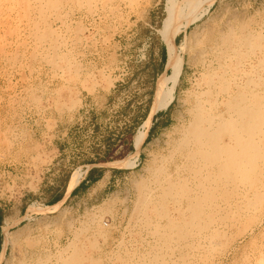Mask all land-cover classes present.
I'll list each match as a JSON object with an SVG mask.
<instances>
[{"label":"rangeland","instance_id":"obj_1","mask_svg":"<svg viewBox=\"0 0 264 264\" xmlns=\"http://www.w3.org/2000/svg\"><path fill=\"white\" fill-rule=\"evenodd\" d=\"M0 1V18H4L0 19V208L4 215L0 255L9 227L0 264H59L60 253L75 248L81 250L86 264L100 260V264H264V198L261 207L247 206L253 189L264 193V159L257 161L261 183L255 176L250 178L252 183L240 177L244 183L237 181L236 196L220 194L215 199L218 211L211 226L189 238L174 234L170 247L164 246L163 236L169 232L170 216L150 212L160 197L149 195L148 212L134 208L138 184L144 181L145 195L153 190L160 195L156 186L161 170L167 165L174 172L176 162L181 164L179 153L175 162L172 154L193 118L188 109L195 106V92L206 88L201 81L206 64L200 48L216 46L229 28L237 34L241 30L260 34L264 41V0H217L203 21L179 36L178 43L184 42L187 52L175 99L167 110L149 119L137 165L130 167L101 164L131 156L134 150L130 151L129 142L149 118L151 108L142 122L148 101L151 95L154 101L161 80L170 72L168 52L162 69L160 44L155 40L159 34L166 47L163 25L158 27L166 0H91L94 8L61 0L56 10L50 0ZM105 140L113 144L111 160L88 163L105 150ZM258 140L264 151V139ZM92 167L104 168L112 176L89 193L70 195L57 208H49L62 179L81 169L83 180ZM157 173L161 175L156 179ZM169 199V215L181 223L183 219L173 212L179 200ZM33 204L40 211L30 212Z\"/></svg>","mask_w":264,"mask_h":264},{"label":"bare ground","instance_id":"obj_2","mask_svg":"<svg viewBox=\"0 0 264 264\" xmlns=\"http://www.w3.org/2000/svg\"><path fill=\"white\" fill-rule=\"evenodd\" d=\"M51 1L53 2V4H51L53 8L59 5V4H56V2L61 3V0L59 2L58 0H50V3ZM77 1L80 2L81 4H83L82 2H84L85 5L91 6V8L92 7L94 8V6H92L93 2L91 0H87V2H85V0H77ZM95 1H98V0H95ZM129 1H133V0H129ZM216 1L217 0H166L165 2L166 16L163 19V23H162L163 25L162 33L164 37V42L167 47V52L169 55L168 65L170 68V72L166 76H164V78L161 80L157 88L149 118L138 129V131L136 132L134 136V141H133L134 152L131 154V156H128L120 160L111 161L106 164H114L118 166H128V167L137 165V162H138L137 159L140 156L141 150L146 140L147 127L150 122L149 119L155 114H157L158 112L162 110H167L172 105L175 99V93H176V90H177V87H178V84L180 82L181 75L183 72L184 55L187 52L186 44L184 42L177 43V38L182 33H185L189 29V27H191L195 23L199 22L200 20L203 21L204 20L203 18L208 14L209 11H211L210 9L215 5ZM63 2L64 1H62V3ZM21 5L23 4L21 3ZM0 8H2V6ZM7 8L9 7L7 6ZM55 10H56V7H55ZM3 19L4 18H2V20ZM229 29H231L230 33L222 35L221 39H219L220 43H218L216 46L214 44V46L202 47L199 50L206 64V70H205L206 74H204L205 75L204 79L201 80L203 81V83H205L206 88L204 87L205 89L202 90L201 92L198 90L199 91L198 94H196L195 92V95H197L195 106L194 108L192 107L193 109H188L189 111L191 110L193 118L190 121V124L187 125V127L185 128L184 136H182V138L178 140L179 142H178L176 151L174 150L175 152L173 151L174 153L172 154V158H173L172 161L175 162L177 161L175 157L176 153H179L182 159L181 164H178L176 162L175 164L176 168L174 172H171V169L169 171V169L167 168V165H165L166 168H164V171L161 170L160 168L161 166L159 167V169L156 168L158 172L160 170L162 172L161 178H160L161 174L158 175L157 173V176H156V179L157 177L160 178L156 186L160 190V195H157V193L155 194L153 189H152L153 191L150 190L151 193L148 190L150 194L145 195L143 193V188H146L147 186L145 187V184L142 183L144 181L141 182L142 184L141 183L138 184L139 185L138 190H140L139 191L140 195L137 194L139 195L138 202L136 201L137 202L136 204L138 206L137 208L136 207L134 208L141 212H146V211L148 212L149 211V207H148L149 195H150V198L151 197L156 198L157 196H159L160 198L158 197L159 198L158 206L156 205L153 210L150 209V212L160 217L170 216V220L166 226V230L169 232H165L163 234L164 239H165L164 241L165 247H168V246L170 247L169 242L172 239H174L175 237V236L173 237L174 234L178 235L179 239L189 238L190 236L193 235L195 231H200L203 228L209 226L210 223L214 220L215 215L218 211V207L217 205H215V201H216L215 199L218 198L220 194H224L225 196L232 195L233 193L235 194L236 188L239 187L238 185L240 184V183L238 184L237 181L244 179L246 182L247 179L249 181L251 177L255 176L257 181H259L260 183L262 182L259 179L260 174H262V170L257 167V161L259 159H264V151H262L263 147L261 146L262 143L260 144L258 140L260 138L264 139V41L261 38L262 36L260 37V34L253 33L249 30H244V31L241 30L242 33L237 34L233 30V28H229ZM252 55H254V58H255L254 63L252 62V57H251ZM198 79L195 81H198ZM193 89L191 88V90ZM77 102H75L74 104H76ZM263 145H264V142H263ZM82 177H83V171L81 169H76L72 173L71 178L69 180L65 198L61 202H58L50 206L49 208L51 209L57 208L67 197H69L72 194V192L75 190V188L81 182ZM251 179L253 180V178ZM244 180H242L243 183H244ZM255 181L253 183L254 187L257 185ZM249 182H251V180ZM245 185H248V183ZM258 191H259L258 188L257 189L255 188L251 191V194L254 197L247 202L248 207H258L261 201L264 200L263 199L264 193L263 192L260 193L261 191L260 192ZM245 194L246 193H244V195ZM248 196L249 195H247L246 197L248 198ZM169 198L170 199L173 198L175 201L179 200L178 205H176L175 208H173V212H174V216H178L179 219H183L181 223L177 222L176 219H174L173 217L172 219L171 215H169V211H170V209H168L169 205L168 207L166 206V201ZM160 200H163V201H160ZM226 202H229V201H226ZM243 203L241 205H243ZM259 207H261V205H259ZM37 210L38 208H36L34 204L29 207L30 212H35ZM104 210L106 211L107 209H104ZM233 210H235V208ZM255 213L256 212H254L253 214V220L256 217V216L254 217ZM96 215L97 214H95V216ZM251 217H252V214H251ZM233 218L236 219V217H233ZM98 219H99V216H98ZM5 229H6L5 231H6L7 236H6V241L4 244L3 251L0 255V260H3L5 253H6V248L9 243V236H8L9 227L6 226ZM222 236H223V239H226L224 238L223 234ZM216 238L217 237H215L214 239ZM87 241L89 242V240ZM89 247H91V245ZM65 251L66 250L62 251L58 257L59 264H86V260L83 254L81 253V250L75 248L72 252L67 253V254H65ZM176 252L174 253L176 254ZM182 253H183V250H182ZM47 257L45 256V258ZM39 258H41V256ZM100 261H99V264H100ZM259 263L261 264V262Z\"/></svg>","mask_w":264,"mask_h":264},{"label":"trees","instance_id":"obj_3","mask_svg":"<svg viewBox=\"0 0 264 264\" xmlns=\"http://www.w3.org/2000/svg\"><path fill=\"white\" fill-rule=\"evenodd\" d=\"M165 12L163 11L162 13V19L161 21L158 23V27H162V22H163V19L165 18ZM155 40L160 44V48L161 49V65H162V69L165 67L166 65V61H167V50H166V47L162 44L161 42V36L159 34H156L155 35ZM179 42V37L177 38V43ZM152 101H153V95H151L149 101H148V104H147V107H146V110H145V113H144V116H143V119H142V122L143 120H145L149 114V111H150V108H151V104H152ZM158 115L155 117V119L157 120L158 119ZM141 122V123H142ZM154 127H155V124L151 127L150 129V132H149V136L147 138V141L149 140V138L151 137V134L153 133V130H154ZM112 143L107 140H105V150H101L102 152L101 153H97V157L96 158H93V159H89V162L88 163H91V164H98V163H103V162H108L111 160V148H112ZM129 149L130 151L132 152L134 150V145H133V141H130L129 142ZM97 170H104V168H98V167H92L89 171V176H91L92 174H94ZM69 175L66 176V178L62 179L61 182H60V185H59V188L56 189V193L54 194V196L52 197L51 199V204H55L57 202H59L61 199H63V197L65 196V193H66V189H67V184L69 182ZM76 191H77V188L72 192L71 196L76 194ZM4 218V215H3V212H2V209L0 208V229H1V226H2V223H3V219ZM1 241V239H0ZM1 245V243H0Z\"/></svg>","mask_w":264,"mask_h":264},{"label":"crops","instance_id":"obj_4","mask_svg":"<svg viewBox=\"0 0 264 264\" xmlns=\"http://www.w3.org/2000/svg\"><path fill=\"white\" fill-rule=\"evenodd\" d=\"M101 165H105V164H101ZM108 166V165H107ZM89 171H87V173L85 174L83 180L81 181V183L77 186V191L75 196H80L81 194H86L89 193V191L92 189L93 186H96L97 184H99L100 182L106 180L108 177L112 176H108V170L104 169V170H97L94 174H92L91 176H89ZM114 176V174H113ZM66 194V193H65Z\"/></svg>","mask_w":264,"mask_h":264},{"label":"built area","instance_id":"obj_5","mask_svg":"<svg viewBox=\"0 0 264 264\" xmlns=\"http://www.w3.org/2000/svg\"><path fill=\"white\" fill-rule=\"evenodd\" d=\"M50 170V169H49Z\"/></svg>","mask_w":264,"mask_h":264}]
</instances>
